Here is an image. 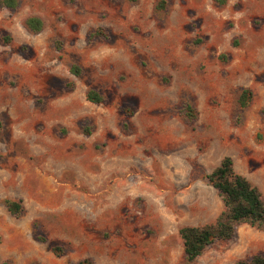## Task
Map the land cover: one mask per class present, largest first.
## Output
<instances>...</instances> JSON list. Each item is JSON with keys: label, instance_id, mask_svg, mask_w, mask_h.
<instances>
[{"label": "rangeland", "instance_id": "rangeland-1", "mask_svg": "<svg viewBox=\"0 0 264 264\" xmlns=\"http://www.w3.org/2000/svg\"><path fill=\"white\" fill-rule=\"evenodd\" d=\"M2 1L0 264L264 255L248 225L194 262L179 235L223 212L225 157L264 199V0Z\"/></svg>", "mask_w": 264, "mask_h": 264}, {"label": "trees", "instance_id": "trees-1", "mask_svg": "<svg viewBox=\"0 0 264 264\" xmlns=\"http://www.w3.org/2000/svg\"><path fill=\"white\" fill-rule=\"evenodd\" d=\"M224 4L226 0H217ZM5 7L14 9L16 0H3ZM27 26L34 30L42 29V22L38 18H29ZM73 73L80 74L78 67L72 69ZM251 92L244 89L240 95V104L246 107ZM87 99L93 103H100L102 97L97 92H90ZM188 110H193L191 106ZM209 183L220 195L224 210L212 224L203 227H183L179 231L183 242L184 253L188 262H194L204 251L216 241L230 240L236 234V229L241 225H248L259 231H264V199L260 190L253 186L248 179L234 170L233 161L225 157L220 165L207 176ZM8 211L15 216L23 213L24 208L20 202L6 200ZM54 253L60 256L61 248H54ZM94 264L89 260L79 264ZM235 264H264V255H255L249 260H241Z\"/></svg>", "mask_w": 264, "mask_h": 264}]
</instances>
